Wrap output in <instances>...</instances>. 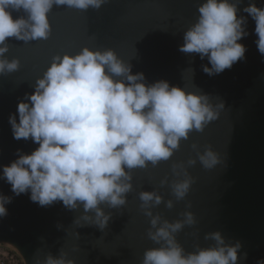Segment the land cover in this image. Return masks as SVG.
<instances>
[{
    "label": "water",
    "instance_id": "obj_1",
    "mask_svg": "<svg viewBox=\"0 0 264 264\" xmlns=\"http://www.w3.org/2000/svg\"><path fill=\"white\" fill-rule=\"evenodd\" d=\"M253 2L264 7V0H237L238 15L247 17L249 33L241 41L246 46L244 58L214 75L202 70L207 58L179 50L202 0H104L99 8L86 10L53 5L46 39L7 38V51L0 59H16L19 66L0 73V171L21 152L38 146L31 138L13 137L9 116L15 113L18 118V102L34 91L37 78L54 57L75 55L84 47L113 49L132 65L133 73H144L146 83L165 79L207 94L213 106L221 102L224 106L203 131L192 130L181 139L168 160L128 170L132 188L125 194L126 203L116 208L101 205L110 214L103 231L74 223L83 214L82 206L69 210L62 201L41 206L28 193L14 194L0 177V194L11 197L7 214L0 216V249L14 253L21 264L37 260L43 264L49 254L61 253L74 264H142L145 250L159 245L149 238V230L155 229L140 193L155 191L162 201L149 208L161 223L184 221L185 213L193 214L194 223H184L175 233L186 253L213 245L206 234L220 231L226 243L241 242L237 264L264 259V55L255 43V21L243 11ZM208 148L219 156L211 169L199 159ZM188 177L190 189L178 200L172 184Z\"/></svg>",
    "mask_w": 264,
    "mask_h": 264
},
{
    "label": "clouds",
    "instance_id": "obj_2",
    "mask_svg": "<svg viewBox=\"0 0 264 264\" xmlns=\"http://www.w3.org/2000/svg\"><path fill=\"white\" fill-rule=\"evenodd\" d=\"M104 0H0V57L7 51L5 41L46 39L51 31L48 13L53 5L86 10L99 8ZM23 10L25 15L14 16ZM255 21V41L264 55V7L249 3L243 9ZM198 17L183 34L179 50L207 58L202 70L208 75L231 68L245 56L241 42L247 36V17L238 15L237 0H202ZM210 65V66H209ZM19 61L0 59V73L18 69ZM188 69V72H193ZM17 104L9 116L14 139H29L38 146L20 153L2 166L0 177L14 194L28 193L41 206L62 201L69 210L82 206L83 214L74 223L95 225L104 230L110 219L101 205L116 208L126 203L131 188V169L154 166L168 160L181 139L192 130L203 131L219 117L223 103L213 106L207 94L161 79L145 82L143 72L113 49L84 47L75 55L53 58L34 91ZM19 151V150H18ZM200 162L213 168L219 156L211 148L199 155ZM189 163H194L190 161ZM190 177L172 184L175 197L188 193ZM142 207L152 217L149 238L159 246L145 250L142 264H237L242 244L226 243L220 231L206 234L215 243L185 252L175 233L184 223H194L191 212L184 221L161 223L149 205H159L155 191H142ZM11 197L0 194V216L7 214ZM172 201L167 202L171 208ZM91 213V214H90ZM246 256V253H245ZM37 264H40L37 260ZM43 264H74L65 254H49ZM264 264V259L257 261Z\"/></svg>",
    "mask_w": 264,
    "mask_h": 264
},
{
    "label": "built area",
    "instance_id": "obj_3",
    "mask_svg": "<svg viewBox=\"0 0 264 264\" xmlns=\"http://www.w3.org/2000/svg\"><path fill=\"white\" fill-rule=\"evenodd\" d=\"M7 264H21L20 259L12 252L6 251L4 254Z\"/></svg>",
    "mask_w": 264,
    "mask_h": 264
},
{
    "label": "rangeland",
    "instance_id": "obj_4",
    "mask_svg": "<svg viewBox=\"0 0 264 264\" xmlns=\"http://www.w3.org/2000/svg\"><path fill=\"white\" fill-rule=\"evenodd\" d=\"M6 251L8 250L0 249V264H7L6 259L4 257Z\"/></svg>",
    "mask_w": 264,
    "mask_h": 264
}]
</instances>
